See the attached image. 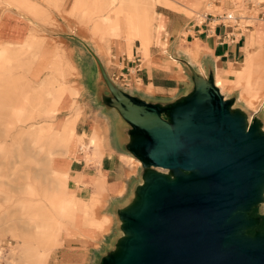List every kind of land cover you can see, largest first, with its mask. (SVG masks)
Instances as JSON below:
<instances>
[{
    "label": "rangeland",
    "instance_id": "rangeland-1",
    "mask_svg": "<svg viewBox=\"0 0 264 264\" xmlns=\"http://www.w3.org/2000/svg\"><path fill=\"white\" fill-rule=\"evenodd\" d=\"M257 1L261 3L256 4L255 13L259 6H264V0ZM200 2L198 11L181 12L199 23L203 20L201 14L206 12H233L243 16L248 11L247 0ZM160 3L157 0H0V264H47L50 254L61 246L65 232L66 264H102L114 250L107 249L116 235L114 217L111 215L109 220L99 217L109 211L113 202H117L118 213L126 206L125 200L145 171L137 164L140 158L131 155L132 150L125 146L126 155L121 159L127 179L115 195H103L104 189L96 187L91 196L89 187L83 185L78 190L77 179L70 172L67 180L54 174L51 162H57L65 150L66 155L78 150L84 156L80 164L84 170L89 166L93 171L100 168L103 145L97 126L94 128L98 130L89 137L74 143L75 121L78 114L81 113L80 117L84 114L85 103L92 108L94 96L90 92L82 93V85L78 83L82 81L80 72L72 61L82 63L83 73L95 72L93 59L85 48L91 50L104 69L97 73L99 89L110 97L112 93L106 85L109 81L113 90L121 92L125 87L110 79L112 56L118 52L133 60L134 52L141 55V68L144 66L150 59L151 46L159 38L161 19L155 8ZM208 3L217 6L209 8ZM120 23L125 29L117 41L110 43L115 31L121 28ZM22 24L21 37L16 40ZM102 31H106L105 35ZM161 45L166 47L165 42ZM257 64L264 67V56ZM259 76L255 74L251 79ZM245 85L246 81H231L225 88L240 93L241 100L252 109L262 103L264 88L250 97L245 93ZM87 89L90 91L89 86ZM65 94L69 106L66 118L59 125L63 115L57 113ZM110 101L112 108L122 109L114 95ZM110 113L116 115L115 111ZM108 116L103 117V123ZM97 118L102 119L98 115ZM257 119L258 114L254 120ZM145 164L171 174V169ZM66 191L72 200L67 207ZM247 213L255 221L247 225L246 232L255 236L264 230V195ZM87 229L95 234L90 240L80 236ZM86 251L88 258L84 261Z\"/></svg>",
    "mask_w": 264,
    "mask_h": 264
},
{
    "label": "water",
    "instance_id": "water-1",
    "mask_svg": "<svg viewBox=\"0 0 264 264\" xmlns=\"http://www.w3.org/2000/svg\"><path fill=\"white\" fill-rule=\"evenodd\" d=\"M106 85L133 127V154L179 174L147 193L130 222L137 238L119 264H264V239L236 235L262 200L264 139L243 131L212 82L169 108V119Z\"/></svg>",
    "mask_w": 264,
    "mask_h": 264
},
{
    "label": "crops",
    "instance_id": "crops-1",
    "mask_svg": "<svg viewBox=\"0 0 264 264\" xmlns=\"http://www.w3.org/2000/svg\"><path fill=\"white\" fill-rule=\"evenodd\" d=\"M157 1L161 2L155 8L161 19V22L158 24L159 38L156 37V43L150 48V59L144 64L141 71L136 73V76L140 80V87L132 86L129 88L125 87L124 90L120 89L126 96L136 102L156 106L160 109V116L167 119L165 116L168 115L169 108L193 94L197 90V86L203 81L212 82L215 74L217 75L216 78L220 75L226 83L231 81L235 83L246 81L245 93L247 94V91L253 85L250 78L235 76L242 65H245L244 71L248 74L259 70L258 73L262 75L259 86L254 88L255 96L258 95L259 90L264 88V67L257 64V60L264 56V18L257 20L251 27L242 29L241 33L239 31H232L230 34L232 37L223 38L221 41L220 37H223V32L225 31L223 27L219 25L212 26L209 18L197 23L196 20L190 19L182 13L184 12L183 9H189L193 12L198 11L201 7L200 0ZM259 13H264V6H261ZM22 30L23 24L15 35L16 40L20 39ZM105 32L102 31V35H105ZM161 42H165L166 47L162 48ZM143 49L146 48L143 47ZM85 52H88L93 59L95 72H88V70L86 72L85 70L83 73L84 66H81L82 63L79 61V65L75 60L72 62L80 72L82 81H78V83L82 85V93L88 94L90 92V96L92 94L94 100L90 103L92 108L88 107V103H85L84 114L81 117V113L78 114L74 124V137L76 138L74 143H79L80 139L89 137L99 129L103 145V154L100 157L99 164L100 168L93 171L92 167L89 166L84 170L80 166L82 161L84 162V156H81L78 150L75 152L68 151L69 155H66L65 150L61 158H57L55 161H60L61 166L65 169L66 164H68L66 180L70 172L77 179L75 180V184H79L78 190L83 185L89 187L91 196L94 194L93 192L96 187L104 189L103 195L106 193L115 195L122 186H125L127 179L124 162L121 159L122 155H126V152L123 150L125 146L133 143V137L127 141H120L118 139L116 134L117 122L123 119L128 123V127L125 128L126 133L132 132L133 127H131V124L124 117L119 107L117 109L111 107L113 104L110 101V94L107 95V93H104L98 87L94 75L99 71L101 72V70L104 71L102 62L96 55H93L91 50L85 48ZM136 54L133 52V57L139 58L142 64L141 55L138 56ZM112 62V73L119 72L121 69H131L135 66L133 60H128L118 52L112 56ZM118 64L122 66L119 68ZM226 83L219 86L226 90ZM88 86L90 91L87 89ZM229 91L226 90V92ZM239 95L242 98L240 93ZM68 106L69 103H66L65 94L59 104V111L57 113V115H63L59 125L66 118ZM112 111H115L116 115H112L110 113ZM96 114L101 116L102 119L97 118ZM106 115L109 116L105 119L106 122L104 121L103 123V117ZM111 116H114L113 126L110 124ZM95 126L98 129L94 128ZM131 155L135 157L133 153ZM130 158L132 157L130 156ZM70 202L72 200L70 197H67L66 191V207L69 206ZM102 214L99 218L104 217L109 220L114 213L106 211ZM82 233H84V236H80L87 240H90L95 235L88 229L83 230ZM62 240L61 246L50 254L47 264H66V255H68L66 253V232L63 233ZM83 256L85 261V258H88V252L86 251Z\"/></svg>",
    "mask_w": 264,
    "mask_h": 264
},
{
    "label": "bare ground",
    "instance_id": "bare-ground-1",
    "mask_svg": "<svg viewBox=\"0 0 264 264\" xmlns=\"http://www.w3.org/2000/svg\"><path fill=\"white\" fill-rule=\"evenodd\" d=\"M207 6L211 8L212 6H217V5L208 3ZM122 25L123 24L120 23L121 28L115 31L113 37L110 40L111 41L110 43H113L118 40L119 33H121L125 29V27ZM244 66L245 65H242L240 67V69L236 72L235 76L239 78H247V77L250 78V81L252 82L253 85L252 88L249 91H247V95L250 97H255L254 88L259 86L262 75L259 74L258 72H252L248 74L246 71H244ZM97 73H96V80L98 76ZM255 74H259L260 75L259 78L251 79V77ZM216 76L217 75L215 74V77L212 80V85L217 90L218 94L221 96L223 102L227 103V110L229 114L233 117H238L240 121V125L245 133L250 132L252 137L258 136L264 139V104H263L264 102L262 101V103H260L258 106L256 105L252 109L248 108L246 104L241 100L238 92L236 93L234 91H229V92L223 91L220 86L225 84L226 81L220 75H218L217 78ZM110 97H112V95ZM186 100H188V98L184 99V101ZM208 105L209 102H206L205 107H207ZM256 114H258V119L256 122L257 124L254 125V118ZM126 127H128V123L125 120L123 119L118 120L117 136L120 141H125V140L127 141L130 138L134 137L133 131L126 133L125 131ZM139 137H142V135H140ZM136 161L139 166H143L145 168V171L142 176H139L136 189L130 191L127 199L124 202L126 206L122 208L120 213L117 212V207H115L117 202H113L110 204L109 211L114 213L113 217L116 224L115 225L116 235L113 236L109 246H107V249L110 250L114 248V250L107 254L102 264H119L125 259L130 249L131 240L137 238V234L130 226L131 218L143 209L147 193L150 191V189H152V187L156 186L161 179L166 181H175L179 177V174L174 170H171L170 175H166V173L162 170L156 171L151 169L150 167H147L146 164H144L140 159L139 160L137 159ZM51 168L54 174L59 175L66 179L67 168L66 169L63 168L60 164V161L54 163L51 162ZM180 173L185 174V172L182 170L180 171ZM260 195L261 196L264 195V183L262 184ZM236 213H241L245 219L247 218V213L243 208H239L236 211ZM236 235L249 237L248 233L246 232V227L244 225L240 226L237 229ZM258 236L264 239V230H260L258 232ZM250 238L255 239V237H250Z\"/></svg>",
    "mask_w": 264,
    "mask_h": 264
},
{
    "label": "built area",
    "instance_id": "built-area-1",
    "mask_svg": "<svg viewBox=\"0 0 264 264\" xmlns=\"http://www.w3.org/2000/svg\"><path fill=\"white\" fill-rule=\"evenodd\" d=\"M248 1V11L245 15H235L233 12H223L212 14L209 12L202 13L203 20L209 18L211 20L212 26H221L225 30L223 33V37H220L222 41L223 38L232 37L230 34L232 31H239L241 33L242 29H246L251 27L257 20H262L264 18V13H259L261 6L258 7L256 13L254 11L256 4H260L261 1L257 0H247ZM202 20V21H203ZM243 21H249V23H244ZM201 22V21H200ZM230 35V36H229ZM133 62L135 66H133V72H130V69H121L119 72L113 73L110 77L113 83L117 86H124L126 88L134 86V84H139L140 80L136 76L137 72L141 71V61L139 58H134Z\"/></svg>",
    "mask_w": 264,
    "mask_h": 264
}]
</instances>
